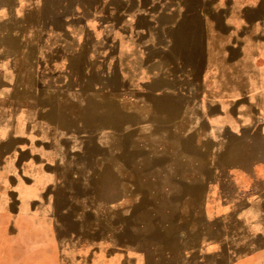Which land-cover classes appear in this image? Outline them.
Segmentation results:
<instances>
[{
  "label": "crops",
  "instance_id": "0c3cea01",
  "mask_svg": "<svg viewBox=\"0 0 264 264\" xmlns=\"http://www.w3.org/2000/svg\"><path fill=\"white\" fill-rule=\"evenodd\" d=\"M144 1L0 0V264L19 261L18 238L4 231L18 229L13 220L29 190L43 181L40 194L63 191L81 211L84 172L90 167L91 182L102 165L114 176L111 151L123 152L124 165L133 131L171 144L142 173L177 183L178 206L194 212L201 193L203 224L195 240L186 238L182 264H240L244 234L264 242V0H246L235 18L227 4L196 0L198 12L182 10L164 26L167 11H146ZM121 31H143L144 41L117 47ZM84 70L98 79L84 80ZM103 97L122 103L117 127L109 112L83 123L82 100ZM88 188L87 208L98 204Z\"/></svg>",
  "mask_w": 264,
  "mask_h": 264
},
{
  "label": "rangeland",
  "instance_id": "374dc122",
  "mask_svg": "<svg viewBox=\"0 0 264 264\" xmlns=\"http://www.w3.org/2000/svg\"><path fill=\"white\" fill-rule=\"evenodd\" d=\"M184 1L183 4L170 6L159 0H145L143 8L154 14L155 9L161 10L162 13L167 11V14H162L164 26L170 24V18H175L182 10L190 13L199 11L201 4L196 0ZM244 2L246 3V0H217L211 8L217 9L218 6L225 7L227 4L228 14L235 18L239 12L241 13L240 9L244 8ZM202 8L203 11L206 9L210 12V7L204 5ZM173 11L174 13H171ZM141 23L146 25L145 22ZM121 33V40L116 43L117 47L124 46L131 50L138 46L140 39H144L143 31L134 32V36L123 31ZM103 71L111 75L112 72L115 74L120 72ZM83 72L84 80L98 79L96 78L98 71ZM140 82L137 77L132 86L133 92L140 91ZM91 90L94 93L99 92L98 89ZM85 99L82 100L84 124H89L95 113L109 112L113 113L117 127L120 121L119 105L122 103L119 105L115 103L113 106L106 97L101 98L99 102H88ZM127 106L128 109H138L135 103L128 102ZM73 107L74 105L71 104L68 109L74 110ZM127 120L130 123L135 121L131 118ZM143 125L145 124L141 127ZM132 133L126 136V145L129 148L125 151L124 165L119 160L123 152L118 149L111 151L116 156L114 176L110 167L108 169L107 166L102 165L97 171L93 169L91 182L90 167L84 172L82 181L84 200L81 211L78 208L71 209L72 197L70 195L66 197L63 191L53 189L48 195H44L46 194L44 190L40 194L45 186L43 181L39 188L29 190L30 203H26L23 207L19 204L17 208L20 209L13 220L18 229L4 231V237L13 240L18 238L17 264H182L180 253L182 255L187 253L186 238L189 236L193 238L194 232H197L203 224L200 214L201 193L198 189L195 190L194 212L188 213L186 206H178L171 196L178 191L177 183L170 181V177L166 175L164 176L167 178L158 182L155 181V172L147 175L142 173L143 166L149 163L150 159L165 150L171 153L169 149L171 144L156 140L155 135H138V133L134 134V131ZM115 146L119 147L118 138L115 139ZM100 159L102 162L106 160L102 157ZM167 171L171 174L173 171L171 166H168ZM70 187L68 189L71 191L76 189L73 182ZM88 187H92L95 199L98 201L97 205L92 204L89 208L85 207V198L89 196L85 190L89 189ZM1 220L9 219L3 217ZM34 225L40 229H30ZM42 227L45 229H41ZM242 238V246L239 247L241 249L237 252L242 260L240 264H264V242L261 240L254 242L253 239L251 241L246 234ZM237 247L238 245L231 247L230 253H233ZM193 264L202 263L196 261ZM225 264H234V262L227 261Z\"/></svg>",
  "mask_w": 264,
  "mask_h": 264
}]
</instances>
